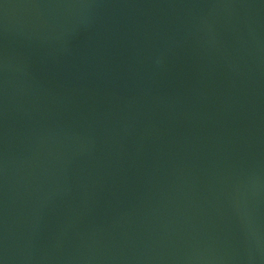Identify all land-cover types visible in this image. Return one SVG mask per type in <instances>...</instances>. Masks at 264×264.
<instances>
[{
  "label": "water",
  "instance_id": "95a60500",
  "mask_svg": "<svg viewBox=\"0 0 264 264\" xmlns=\"http://www.w3.org/2000/svg\"><path fill=\"white\" fill-rule=\"evenodd\" d=\"M0 264H264V0H0Z\"/></svg>",
  "mask_w": 264,
  "mask_h": 264
}]
</instances>
